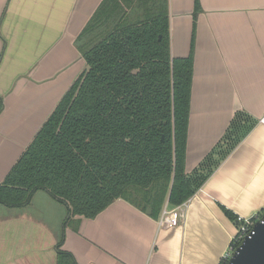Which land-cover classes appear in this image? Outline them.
Listing matches in <instances>:
<instances>
[{"label": "crops", "instance_id": "1", "mask_svg": "<svg viewBox=\"0 0 264 264\" xmlns=\"http://www.w3.org/2000/svg\"><path fill=\"white\" fill-rule=\"evenodd\" d=\"M102 1L0 0V181L85 70L75 41ZM199 2L195 14V0H168L172 55L193 52L187 173L237 113L254 124L192 197L181 224L160 227V216L124 199L65 224L66 207L58 203L64 211L53 214L54 199L37 192L25 207L0 210V264H57L63 229V248L80 264H218L238 232L223 207L243 217L264 211V0Z\"/></svg>", "mask_w": 264, "mask_h": 264}, {"label": "trees", "instance_id": "2", "mask_svg": "<svg viewBox=\"0 0 264 264\" xmlns=\"http://www.w3.org/2000/svg\"><path fill=\"white\" fill-rule=\"evenodd\" d=\"M75 45L86 68L0 181V205L22 208L45 191L66 207L65 224L95 218L117 199L158 218L193 197L254 124L237 113L187 173L193 52L172 55L168 0H103ZM64 240L63 229L57 264H80Z\"/></svg>", "mask_w": 264, "mask_h": 264}, {"label": "built area", "instance_id": "3", "mask_svg": "<svg viewBox=\"0 0 264 264\" xmlns=\"http://www.w3.org/2000/svg\"><path fill=\"white\" fill-rule=\"evenodd\" d=\"M261 122L264 123V118H261ZM191 199L192 197L187 201L183 202L182 204L177 205L173 208H167L166 206L158 219L159 226L171 228L180 225L185 217L186 208ZM260 219L261 216L259 215L252 217H237V220L240 223L238 226V232L232 239L228 250L225 251L224 254L221 256L218 264H229L230 258L232 257L235 249L237 248L236 246H239L242 243L245 236L254 233V225Z\"/></svg>", "mask_w": 264, "mask_h": 264}, {"label": "water", "instance_id": "4", "mask_svg": "<svg viewBox=\"0 0 264 264\" xmlns=\"http://www.w3.org/2000/svg\"><path fill=\"white\" fill-rule=\"evenodd\" d=\"M151 208L147 209V214ZM229 264H264V214L254 225V233L245 236L230 258Z\"/></svg>", "mask_w": 264, "mask_h": 264}, {"label": "rangeland", "instance_id": "5", "mask_svg": "<svg viewBox=\"0 0 264 264\" xmlns=\"http://www.w3.org/2000/svg\"><path fill=\"white\" fill-rule=\"evenodd\" d=\"M44 192H45V191H39V194H40L39 196H42V194H44ZM45 193H47V192H45ZM47 195L49 196L48 193H47ZM49 197H52V196H49ZM38 198H39V197H38ZM52 198H53V197H52ZM53 199H54V198H53ZM37 200H38V199H37ZM55 201H56L55 199H54V201H52V202L54 203V205H51V207L49 206V207H50L49 210H51V212H53V214H55V212L58 211L59 209L62 210V211H64L63 206H59V205H58L59 202L56 201V202H57V203H56ZM38 203H39V202L37 201L35 205H37ZM55 203L58 205V207H55V206H57V205H55ZM53 207H54V209H53ZM2 208L6 209V210H8V211H10V210L12 209V208H8V207H5V206H3V205H0V210H1ZM51 208H52V209H51ZM54 210H55V211H54Z\"/></svg>", "mask_w": 264, "mask_h": 264}]
</instances>
